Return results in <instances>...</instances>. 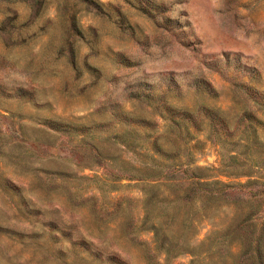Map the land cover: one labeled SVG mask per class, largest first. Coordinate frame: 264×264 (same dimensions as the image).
Here are the masks:
<instances>
[{
	"label": "rangeland",
	"instance_id": "374dc122",
	"mask_svg": "<svg viewBox=\"0 0 264 264\" xmlns=\"http://www.w3.org/2000/svg\"><path fill=\"white\" fill-rule=\"evenodd\" d=\"M262 161L264 0H0V264H236Z\"/></svg>",
	"mask_w": 264,
	"mask_h": 264
},
{
	"label": "trees",
	"instance_id": "16d2710c",
	"mask_svg": "<svg viewBox=\"0 0 264 264\" xmlns=\"http://www.w3.org/2000/svg\"><path fill=\"white\" fill-rule=\"evenodd\" d=\"M185 115L186 117L185 116L182 117V120H186V124L183 123L184 124L183 127L188 132L189 129L193 130L194 132L205 130L214 133L216 135L219 132L218 127H220L222 124L228 127V124L225 123L223 113L219 109L200 108L194 112H190L189 114H185ZM249 126H250L249 124L248 125L245 124V126H243L242 128H239L237 126V128H233V132L248 130ZM223 134L229 137L232 135L225 133ZM262 162L264 167V161ZM186 165H187V169L185 170V172L187 173V175L184 176L183 180H184L187 197L191 202L192 200L200 196L213 197L222 188L245 187V185L240 183L223 184L215 180H210L207 182L203 181L204 178L206 179L209 177L206 174H202V172L198 167L193 166L192 156H190ZM152 170H153L152 177H154L157 180L162 178L164 176V173L167 171L165 168H161V167H154L152 168ZM248 183H250V181ZM209 186H213V187L209 188ZM242 200L249 204L248 213H246L237 223L235 230H238V232L235 231V233L241 232L242 233L241 235L245 239V243L243 246V252L240 255H238L234 259V261L236 264H264V217L258 216L260 212L259 206L261 205V201L259 200L253 201V199L247 197H243ZM226 237L228 236H225L224 238ZM229 241L232 242V238ZM228 255L232 256L229 253V251H228Z\"/></svg>",
	"mask_w": 264,
	"mask_h": 264
}]
</instances>
